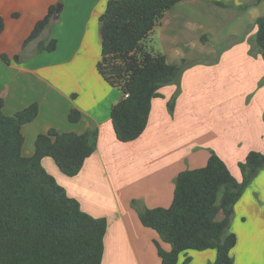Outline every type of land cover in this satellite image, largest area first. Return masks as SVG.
I'll use <instances>...</instances> for the list:
<instances>
[{
  "label": "crops",
  "instance_id": "crops-1",
  "mask_svg": "<svg viewBox=\"0 0 264 264\" xmlns=\"http://www.w3.org/2000/svg\"><path fill=\"white\" fill-rule=\"evenodd\" d=\"M108 1L0 0L1 110L11 116L38 105L37 117L21 127L24 157L34 154L35 139L49 129L97 130L96 149L77 175H64L49 157L41 164L82 211L106 219L101 264H160L155 243L165 251L170 246L141 224L131 202L168 208L178 173L204 167L211 152L239 182L238 164L250 151L264 153V60L254 46L264 2L209 0L225 5L218 6L182 0L156 11L141 45L152 57L170 64L186 60L189 66L179 86H164L152 99L141 136L123 143L110 119L121 93L97 70L101 40L96 21ZM58 4L57 18L24 45L34 25ZM52 38L55 50L36 54L38 43ZM72 108L81 114L77 123L68 121ZM230 231L237 238L231 250L234 264H264V169L234 205ZM185 256L188 264H211L216 252L187 251L178 264Z\"/></svg>",
  "mask_w": 264,
  "mask_h": 264
},
{
  "label": "trees",
  "instance_id": "trees-1",
  "mask_svg": "<svg viewBox=\"0 0 264 264\" xmlns=\"http://www.w3.org/2000/svg\"><path fill=\"white\" fill-rule=\"evenodd\" d=\"M180 1L109 0L99 17L101 57L97 70L105 82L121 93L110 113L115 137L120 142L141 136L152 99L160 96L159 90L164 86H179L181 74L189 66L186 60L170 64L163 57H152L141 45L153 25L155 12ZM55 9L50 7L34 25L24 45L50 25ZM256 26L254 46L264 60V15L256 20ZM55 48L53 38L39 42L36 54ZM1 59L8 62L5 56ZM14 60L20 58L15 56ZM175 96L167 103L169 112ZM1 109L0 100V264H101L106 219L82 211L41 164L43 158L49 157L64 175H77L96 149L97 130L75 134L49 129L35 139L34 154L24 157L21 127L37 117L38 105L31 104L11 116H5ZM80 118V112L72 108L68 121L77 123ZM238 167L240 182L211 152L204 167L178 173L168 208L146 209L131 202L141 224L170 246L165 251L155 243L160 264H178L179 257L187 251L209 249L216 252L211 264H234L231 250L237 238L230 231L234 205L264 169V153L250 151ZM189 261L185 256L181 264Z\"/></svg>",
  "mask_w": 264,
  "mask_h": 264
},
{
  "label": "water",
  "instance_id": "water-1",
  "mask_svg": "<svg viewBox=\"0 0 264 264\" xmlns=\"http://www.w3.org/2000/svg\"><path fill=\"white\" fill-rule=\"evenodd\" d=\"M61 6H62L61 4H58V5L56 6L54 19L57 18V16L59 15L60 10H61Z\"/></svg>",
  "mask_w": 264,
  "mask_h": 264
},
{
  "label": "rangeland",
  "instance_id": "rangeland-1",
  "mask_svg": "<svg viewBox=\"0 0 264 264\" xmlns=\"http://www.w3.org/2000/svg\"><path fill=\"white\" fill-rule=\"evenodd\" d=\"M100 17V16H99ZM96 23H97V27L99 28V18L97 19V21H96ZM99 30V29H98ZM99 36H100V34H99ZM100 38V37H99Z\"/></svg>",
  "mask_w": 264,
  "mask_h": 264
}]
</instances>
